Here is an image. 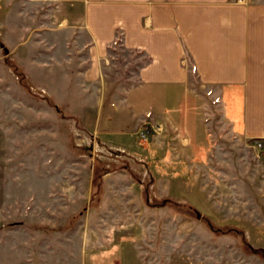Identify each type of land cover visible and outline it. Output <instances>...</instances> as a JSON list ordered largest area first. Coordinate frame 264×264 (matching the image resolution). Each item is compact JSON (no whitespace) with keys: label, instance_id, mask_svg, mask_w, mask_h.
<instances>
[{"label":"rangeland","instance_id":"rangeland-1","mask_svg":"<svg viewBox=\"0 0 264 264\" xmlns=\"http://www.w3.org/2000/svg\"><path fill=\"white\" fill-rule=\"evenodd\" d=\"M18 1L0 0V264H264L263 143L213 102L192 144L136 118L148 94L122 87L143 57L119 47L104 89L76 88L19 37L37 22Z\"/></svg>","mask_w":264,"mask_h":264},{"label":"crops","instance_id":"crops-1","mask_svg":"<svg viewBox=\"0 0 264 264\" xmlns=\"http://www.w3.org/2000/svg\"><path fill=\"white\" fill-rule=\"evenodd\" d=\"M17 3L18 14L33 10L37 22L32 33L24 29L19 37L31 35L45 44L49 65L73 68L76 88L104 89L112 49L135 52L143 59L129 76L135 78L131 86L122 87L123 100L142 88L149 110L130 104L132 115L158 117L192 144V138L205 137L204 119L213 102L230 133L260 140L264 154V0ZM190 121L193 132L187 130Z\"/></svg>","mask_w":264,"mask_h":264},{"label":"trees","instance_id":"trees-1","mask_svg":"<svg viewBox=\"0 0 264 264\" xmlns=\"http://www.w3.org/2000/svg\"><path fill=\"white\" fill-rule=\"evenodd\" d=\"M168 200H170V199L165 198V199H164V202H168ZM224 229H225V228H221V227H218V228H214V227H212V228H211L212 232H218V230H224ZM228 230H229V228H228ZM230 230H232V229H230ZM229 233H233V232H229Z\"/></svg>","mask_w":264,"mask_h":264},{"label":"built area","instance_id":"built-area-1","mask_svg":"<svg viewBox=\"0 0 264 264\" xmlns=\"http://www.w3.org/2000/svg\"><path fill=\"white\" fill-rule=\"evenodd\" d=\"M256 145H257V147H261V143L260 142L256 143Z\"/></svg>","mask_w":264,"mask_h":264}]
</instances>
